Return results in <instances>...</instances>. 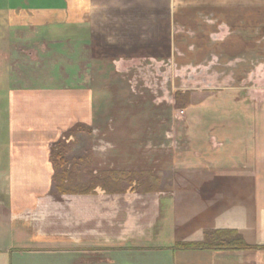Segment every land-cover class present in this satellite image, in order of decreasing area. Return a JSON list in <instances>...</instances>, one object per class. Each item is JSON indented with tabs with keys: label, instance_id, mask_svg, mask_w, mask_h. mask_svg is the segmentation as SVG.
Listing matches in <instances>:
<instances>
[{
	"label": "crops",
	"instance_id": "1",
	"mask_svg": "<svg viewBox=\"0 0 264 264\" xmlns=\"http://www.w3.org/2000/svg\"><path fill=\"white\" fill-rule=\"evenodd\" d=\"M254 8L238 0H0L2 37L45 28L61 40L69 32L90 50V71L93 61L139 57L173 74L170 103L144 90L160 100L141 116L160 120L165 135H152L156 147H136L142 164L145 149L152 163L136 169L170 180V188L151 193L53 194L51 145L72 125L47 151L15 147V103L31 91L1 85L0 264H264V20L254 25ZM209 24L232 31L222 37ZM256 43L259 66L244 59ZM8 65L13 72V59ZM122 81L119 89L131 86ZM196 81L221 91H192ZM187 91L188 105L177 108L176 93ZM22 115L17 124L27 132ZM210 230L237 231L253 248H175L203 241Z\"/></svg>",
	"mask_w": 264,
	"mask_h": 264
},
{
	"label": "rangeland",
	"instance_id": "2",
	"mask_svg": "<svg viewBox=\"0 0 264 264\" xmlns=\"http://www.w3.org/2000/svg\"><path fill=\"white\" fill-rule=\"evenodd\" d=\"M238 1L254 5V25L264 20V0ZM208 26L212 29L216 27L214 32L222 37L232 31L230 24H209ZM242 26L243 23L233 25L237 27V31L242 30ZM177 30H182V26H178ZM70 35L68 32L59 40L49 29L40 28V30L15 29L7 37L8 40L6 36H0V52H3L4 56L1 59L3 61L0 60V87L5 84L16 91L21 88L31 91L28 100H26L27 97L24 101L20 98L22 102L15 103V112L12 114L15 147H43L47 151L51 142L63 129L77 122H87L93 131L92 144L87 135L79 133L76 137L71 136L66 140L67 147H64L62 151L70 162L80 163H77L79 170L74 174L75 181L80 183L77 178L92 175L86 164L80 160L89 147H92L91 162L94 171L138 170L136 167L152 166L148 158L150 150L145 149L144 151L148 152L141 154L142 159L146 161L142 164V160L136 153V147H156L153 146L152 135L157 132H163L165 135V130L159 131L156 127L160 120L141 116L146 112L154 111L155 104L160 100L159 98L151 99L144 90L149 89V93L154 95L158 91L159 96L169 102L173 89L169 77L173 74L168 73L167 68L162 69L154 62L139 57L129 60L121 59L117 64L112 62L108 64L107 61L103 62L102 66L101 62L93 61L90 71L87 67L91 59V53L87 52L90 50L81 40L70 39ZM256 45L257 43L255 44L256 52L253 51L254 49L251 50V56L244 59L249 58L245 60L246 63L259 66L262 63L263 50L262 46ZM98 48L100 47L96 45L95 54L92 56L94 59L99 58L101 49ZM10 59H13L15 65L13 72L8 69ZM136 68L138 71H134ZM206 68L209 69V67ZM194 70L196 68H192V76L195 74ZM255 75L261 78L260 72L256 71ZM122 80L127 81L131 86L119 89L118 85L124 83ZM175 86L180 84L177 85L176 82ZM191 86L197 87H192V91H221L199 88L198 81ZM124 92L126 94L120 96ZM85 94L92 96V103L89 105L83 103ZM75 96L79 97V101L72 102ZM168 102L165 103L168 104ZM22 106L28 109V113L20 108ZM162 110L167 111L166 108ZM22 113L28 114L30 119V130L27 132L26 126L23 128L17 124L25 117ZM1 121L0 117V125ZM164 143L166 147H169L170 143ZM158 175H160V182L151 184L152 187H159V191L170 188L169 177L161 173ZM85 180L91 179L85 178ZM139 187L141 186L133 184L125 193L128 191L146 193ZM99 190L103 191L100 187L96 191Z\"/></svg>",
	"mask_w": 264,
	"mask_h": 264
},
{
	"label": "trees",
	"instance_id": "3",
	"mask_svg": "<svg viewBox=\"0 0 264 264\" xmlns=\"http://www.w3.org/2000/svg\"><path fill=\"white\" fill-rule=\"evenodd\" d=\"M189 92H177L176 107L184 108L188 105ZM83 133L89 137L92 144V128L82 122L75 123L68 130L64 131L59 139L51 145L50 161L53 166L52 193L55 195L66 194H94L97 188H101L108 194H124L133 184L146 193L157 192L159 187H152L153 184L160 182L158 172L151 170H114L106 169L102 171L92 170V147H89L84 156L81 157L82 163H85L92 175H84L75 181L74 174L77 169V163L70 162L63 151L67 147L66 140L71 136H77ZM84 159V160H83ZM90 178L91 180H85ZM152 184V185H151ZM176 249H212V250H244L251 249L242 235L237 231H205L204 239L195 243H178Z\"/></svg>",
	"mask_w": 264,
	"mask_h": 264
}]
</instances>
